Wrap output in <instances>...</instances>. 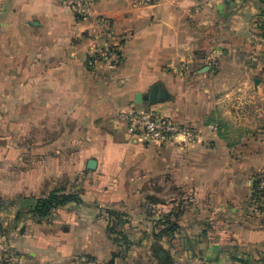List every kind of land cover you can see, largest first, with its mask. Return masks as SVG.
Instances as JSON below:
<instances>
[{
	"label": "crops",
	"instance_id": "0c3cea01",
	"mask_svg": "<svg viewBox=\"0 0 264 264\" xmlns=\"http://www.w3.org/2000/svg\"><path fill=\"white\" fill-rule=\"evenodd\" d=\"M261 4L99 0L94 19L81 20L56 0H0V66L11 68L13 82L27 84L29 98L46 99L49 112L66 116V123L74 125L73 137L83 150L79 169L88 173L83 205L58 210L52 232L28 228L25 236L11 242L15 252L0 256V264H73L69 259L85 249L97 264L112 260L111 249L84 246L78 225L70 236L64 227L68 219L77 222V215L68 214L71 208H95V202L115 203L117 196L138 195L151 179L160 177L165 160L160 149L168 146L135 145L120 117L131 110L152 107L178 124L196 128L201 134L187 145L190 154L216 151L220 166L235 160L250 176L243 190L246 197L251 176L264 171V139L253 141L255 145L229 141L226 108L228 98L255 79L254 73L264 78L252 62L264 53V40L255 27L264 19ZM107 30L111 40L105 37ZM104 43L121 49L116 70L93 59V48ZM154 86L165 91V100L155 106L138 103L137 97L148 96ZM65 124L61 129L67 131ZM228 229L218 240V264H240L232 258L242 253L264 257V218L242 220Z\"/></svg>",
	"mask_w": 264,
	"mask_h": 264
},
{
	"label": "rangeland",
	"instance_id": "374dc122",
	"mask_svg": "<svg viewBox=\"0 0 264 264\" xmlns=\"http://www.w3.org/2000/svg\"><path fill=\"white\" fill-rule=\"evenodd\" d=\"M261 5L260 17H264V3ZM255 27L264 40V19ZM252 62L264 76V53ZM253 78L247 86L238 85V93L228 98L226 131L229 141L237 145L241 141L255 145L253 141L264 139V78L255 73ZM11 79V68L0 66V256L15 252L9 247L11 242L25 236L28 228L48 233L58 225L57 211L62 208L48 217H35L25 199L43 198L56 190L79 192L83 197L88 182V173L79 169L83 150L73 137L74 125L66 123V116L49 112L44 106L46 99L29 98L27 84ZM188 127L195 134L191 141L180 144L183 138H178L160 149L165 160L158 179H151L138 195L117 196L115 203L71 208L68 214L77 215V222L68 219L69 225L64 227L68 235L78 229L84 235V246L111 249L115 264H218L215 257L220 258L222 252L218 240L225 230L242 220L251 223L264 218V171L251 176L252 187L245 197L243 190L250 176L239 170L235 160L220 166L221 154L216 151L191 155L187 145L201 133ZM129 139L144 149L149 146L131 136ZM211 148L215 149L208 146ZM75 225L79 227L72 231ZM158 248L166 254L157 257ZM85 251L71 257L69 263L97 264ZM236 255L246 264H264L261 254L257 259L247 253Z\"/></svg>",
	"mask_w": 264,
	"mask_h": 264
},
{
	"label": "built area",
	"instance_id": "2783aa9c",
	"mask_svg": "<svg viewBox=\"0 0 264 264\" xmlns=\"http://www.w3.org/2000/svg\"><path fill=\"white\" fill-rule=\"evenodd\" d=\"M60 5L69 8L81 20L94 19V6L99 0H56ZM106 39L113 38L107 30ZM93 59L109 70H116L122 61L121 49L117 45L104 43L93 48ZM126 125L127 133L141 143L154 144L160 147L172 145L178 138L183 143L191 141L195 134L187 125H181L165 117L152 107L146 110H131L120 115Z\"/></svg>",
	"mask_w": 264,
	"mask_h": 264
},
{
	"label": "trees",
	"instance_id": "16d2710c",
	"mask_svg": "<svg viewBox=\"0 0 264 264\" xmlns=\"http://www.w3.org/2000/svg\"><path fill=\"white\" fill-rule=\"evenodd\" d=\"M264 3V0H259ZM64 190H56L50 193L48 196L43 198H28L25 199L26 205H28L30 214L35 217L45 218L50 216L53 211L59 208H63L68 205H83V200L81 198V194L79 192H74L70 194H63ZM21 213L17 214V219H19ZM118 218L117 215H115ZM166 254L162 248H158L155 251V255L158 257L159 254ZM116 256H112V260L107 264H115ZM233 261L238 263L246 264V261L241 260V258H232Z\"/></svg>",
	"mask_w": 264,
	"mask_h": 264
},
{
	"label": "water",
	"instance_id": "95a60500",
	"mask_svg": "<svg viewBox=\"0 0 264 264\" xmlns=\"http://www.w3.org/2000/svg\"><path fill=\"white\" fill-rule=\"evenodd\" d=\"M165 96L166 94L163 89L159 88L158 86H154L151 89V92L148 96H145L144 98H142L141 96H138L136 100L138 103H141L144 100L149 104V106H155L159 102L164 101Z\"/></svg>",
	"mask_w": 264,
	"mask_h": 264
}]
</instances>
